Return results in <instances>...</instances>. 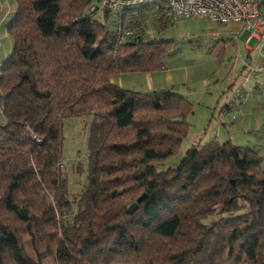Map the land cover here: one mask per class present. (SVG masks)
<instances>
[{"label": "trees", "instance_id": "16d2710c", "mask_svg": "<svg viewBox=\"0 0 264 264\" xmlns=\"http://www.w3.org/2000/svg\"><path fill=\"white\" fill-rule=\"evenodd\" d=\"M13 1L0 66V264H264V158L213 138L156 169L188 137L192 101L110 80L164 66L171 40L134 17L152 6L163 27L162 6L99 20L97 9L80 15L90 0ZM73 116L91 119L87 183L70 194L63 120Z\"/></svg>", "mask_w": 264, "mask_h": 264}, {"label": "crops", "instance_id": "0c3cea01", "mask_svg": "<svg viewBox=\"0 0 264 264\" xmlns=\"http://www.w3.org/2000/svg\"><path fill=\"white\" fill-rule=\"evenodd\" d=\"M143 9L154 10L152 6ZM143 9L134 8L131 13ZM15 11L13 0H0V66L12 49L6 25ZM217 25L219 29L213 31L222 38L223 43L218 51L231 44L240 54L246 53L241 70L237 66L234 68V65L228 67L217 83L211 79L212 71L206 64L208 61L212 64L214 57L201 60L192 55L183 56L181 52L170 54L160 69L114 73L110 80L135 91L173 90L193 103L207 104L208 109L212 104L216 107L222 104L220 110L224 119L218 122L216 135L210 137L204 132L198 133L199 140L195 139L198 144L204 137V143L213 138L220 142L218 135L222 133L225 141L250 146L264 158V36L254 35L250 29L241 27L235 21ZM3 122L0 109V124Z\"/></svg>", "mask_w": 264, "mask_h": 264}, {"label": "rangeland", "instance_id": "374dc122", "mask_svg": "<svg viewBox=\"0 0 264 264\" xmlns=\"http://www.w3.org/2000/svg\"><path fill=\"white\" fill-rule=\"evenodd\" d=\"M93 4L98 5V0H90L84 10L80 12V15L89 12V8ZM138 7L139 6L135 8ZM93 15L97 16L99 20H103L102 10L97 8V12ZM151 16L152 13H150V11H145V14L142 16L139 17L138 14H135L134 17L140 18L141 26L148 32L147 36L153 35L155 37L170 39L172 42L171 47L173 49V55L181 52L183 56L192 55L201 60L206 57H208V59L211 57L215 58L212 64L210 61L206 63L213 73L210 74V77L215 81L214 83H217V81L225 75L226 69L232 65H234V68L237 66L236 68L241 70L240 65H243L246 53L242 55L241 52L240 54L236 50L235 45L231 44L229 47L226 46L222 51H218L221 45H223L221 41L222 38L211 34L213 30L219 29L218 23L205 18L196 17L171 20L168 23L164 22V26L162 27L159 24L156 26ZM120 20L119 18V22ZM118 29L119 35L124 34V32H121L120 28ZM127 30L128 29H125L126 32ZM126 32L125 34L128 33ZM201 103L202 102H197V104L193 103L192 113L187 116V121L190 124L188 137L181 142L179 149L174 155L162 162H154L156 169L162 170L178 164L184 156L185 150L190 145L196 146L198 144L195 140H199L198 133L201 134V132H204L206 136L210 137L216 135L218 131V122L224 119V114L222 110H220V105L222 104H220L219 107L212 104L208 109L207 104ZM90 119V116H73L63 120L62 171L67 178L70 194L79 192L87 183V140ZM218 139L220 142L225 141L222 133L218 135ZM204 140L205 137L200 140V143H204ZM46 264L48 263L46 262Z\"/></svg>", "mask_w": 264, "mask_h": 264}, {"label": "built area", "instance_id": "2783aa9c", "mask_svg": "<svg viewBox=\"0 0 264 264\" xmlns=\"http://www.w3.org/2000/svg\"><path fill=\"white\" fill-rule=\"evenodd\" d=\"M151 4L162 6L161 13L171 20L201 17L216 23L235 21L254 35L264 36V0H98L89 11L98 8L121 15L133 6ZM211 34L216 36L217 32Z\"/></svg>", "mask_w": 264, "mask_h": 264}, {"label": "water", "instance_id": "95a60500", "mask_svg": "<svg viewBox=\"0 0 264 264\" xmlns=\"http://www.w3.org/2000/svg\"><path fill=\"white\" fill-rule=\"evenodd\" d=\"M145 193L141 194L134 202H132L128 208H127V213L132 214L137 208L139 203L144 199Z\"/></svg>", "mask_w": 264, "mask_h": 264}]
</instances>
